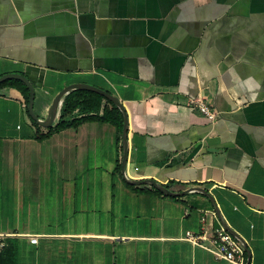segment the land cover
<instances>
[{
    "label": "crops",
    "instance_id": "obj_1",
    "mask_svg": "<svg viewBox=\"0 0 264 264\" xmlns=\"http://www.w3.org/2000/svg\"><path fill=\"white\" fill-rule=\"evenodd\" d=\"M11 72L34 83L43 119L69 84L115 94L129 117L128 175L205 187L216 202L127 181L122 134L102 119L111 105L63 115L67 95L90 89L68 92L45 127L7 84L0 239L16 241L18 264H232L186 237L215 207L247 263L264 264V0H0V76ZM199 96L216 121L191 104ZM61 119L73 124L55 130Z\"/></svg>",
    "mask_w": 264,
    "mask_h": 264
},
{
    "label": "water",
    "instance_id": "obj_2",
    "mask_svg": "<svg viewBox=\"0 0 264 264\" xmlns=\"http://www.w3.org/2000/svg\"><path fill=\"white\" fill-rule=\"evenodd\" d=\"M11 78L21 79L27 84V86L29 87V104H28L29 113L34 120H36L40 125L45 126V127H50V126L54 125L55 120L58 116L59 108H60V105L63 101V98L71 90H73L75 88L90 89V90H94V91H97V92L103 94L108 99L113 101L121 109V111L123 112V115H124V123H123V131H122V140H123L122 173L124 175V178L127 181H129L130 183H133V184H138V185L143 184V183L151 184L156 189L162 191L165 194H170V195H183V194H186L190 191H201V192L205 193L206 195H208L210 197V199L212 200V202L214 203V205H216V202L214 201L213 196L205 187L194 186V187H190L188 189L182 190V191H174L170 187H168L167 185L163 184L162 182H160L158 180H155L152 178L139 179V178L130 177L128 175L127 164H128V153H129V140H128L129 117H128V113L126 111L124 103L115 94H113V93H111V92H109V91H107L101 87H98L96 85L89 84V83H72V84H69L66 87H64L55 96L51 106L48 109V114L43 119L38 115V113L35 111V108H34L35 85L31 81V79L29 77H27L26 75H23L21 73L11 72V73H6V74L0 76V83L7 80V79H11ZM215 208H216L217 213H219L217 207H215ZM218 215L220 217V214H218ZM226 227L242 242L241 238L239 237V235L237 233H235L230 227H228V226H226Z\"/></svg>",
    "mask_w": 264,
    "mask_h": 264
},
{
    "label": "built area",
    "instance_id": "obj_3",
    "mask_svg": "<svg viewBox=\"0 0 264 264\" xmlns=\"http://www.w3.org/2000/svg\"><path fill=\"white\" fill-rule=\"evenodd\" d=\"M190 102L193 106L200 108L212 122L221 115V111L210 106L202 96L192 98ZM208 215H213L217 219L216 227H212L208 223ZM203 222L199 233L188 231L186 237L204 245L218 259H225L232 264H248L246 246L226 227L215 209L205 211ZM30 240L32 243H37L38 236H32ZM4 246H6V242L0 239V248L2 249Z\"/></svg>",
    "mask_w": 264,
    "mask_h": 264
},
{
    "label": "trees",
    "instance_id": "obj_4",
    "mask_svg": "<svg viewBox=\"0 0 264 264\" xmlns=\"http://www.w3.org/2000/svg\"><path fill=\"white\" fill-rule=\"evenodd\" d=\"M11 84L19 86L23 88L24 94L26 96V101L29 102V87L21 80V79H8L0 83V87ZM79 93H83L81 96L77 93H70L66 96L63 107V115L71 110L75 109L77 106H80L83 103V106L86 110L99 109L102 100H106L111 107L105 106L104 114L102 115V119L113 121L119 129V133L122 134L123 131V123H124V115L121 109L110 99H108L103 94L97 93L95 91L90 90H82L78 91ZM86 94H90L91 96L87 97ZM74 95V96H73ZM73 122L65 121L61 119L55 126V130H61L65 127L71 126ZM121 169V165L119 167ZM158 193H162V191L155 189ZM0 264H18L17 261V246L15 240H10L9 244L5 248H0Z\"/></svg>",
    "mask_w": 264,
    "mask_h": 264
}]
</instances>
